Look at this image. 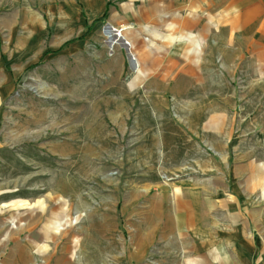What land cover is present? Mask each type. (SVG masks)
Returning <instances> with one entry per match:
<instances>
[{
	"label": "rangeland",
	"instance_id": "374dc122",
	"mask_svg": "<svg viewBox=\"0 0 264 264\" xmlns=\"http://www.w3.org/2000/svg\"><path fill=\"white\" fill-rule=\"evenodd\" d=\"M233 17L214 0H0V264L28 247L29 264L187 258L161 237L174 199L264 160V47Z\"/></svg>",
	"mask_w": 264,
	"mask_h": 264
},
{
	"label": "crops",
	"instance_id": "0c3cea01",
	"mask_svg": "<svg viewBox=\"0 0 264 264\" xmlns=\"http://www.w3.org/2000/svg\"><path fill=\"white\" fill-rule=\"evenodd\" d=\"M214 1L232 11L235 31L250 33L252 53L259 55L264 47V0ZM232 166L223 167L225 183L213 188L208 181L203 194L174 199L161 237L187 258L162 264H264V160L251 163L238 155ZM17 235H11V242L20 243ZM35 257L28 247L20 250L19 258L10 253L4 264H29Z\"/></svg>",
	"mask_w": 264,
	"mask_h": 264
},
{
	"label": "bare ground",
	"instance_id": "6f19581e",
	"mask_svg": "<svg viewBox=\"0 0 264 264\" xmlns=\"http://www.w3.org/2000/svg\"><path fill=\"white\" fill-rule=\"evenodd\" d=\"M117 34V33H116ZM108 38H110L111 39V41H113V45H115V42H117V41H115L116 40V38L120 41V43H122L121 42V38H120V35L119 34H117L116 35V38H115V34H114V36H111L109 33H107V35H106Z\"/></svg>",
	"mask_w": 264,
	"mask_h": 264
},
{
	"label": "trees",
	"instance_id": "16d2710c",
	"mask_svg": "<svg viewBox=\"0 0 264 264\" xmlns=\"http://www.w3.org/2000/svg\"><path fill=\"white\" fill-rule=\"evenodd\" d=\"M108 17V7H107V11L105 12L104 16L101 19L96 20L95 22H100V21H104L106 18Z\"/></svg>",
	"mask_w": 264,
	"mask_h": 264
}]
</instances>
